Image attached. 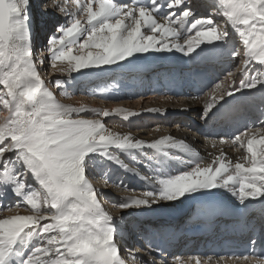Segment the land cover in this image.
<instances>
[{"label":"snow or ice","instance_id":"6c2138e0","mask_svg":"<svg viewBox=\"0 0 264 264\" xmlns=\"http://www.w3.org/2000/svg\"><path fill=\"white\" fill-rule=\"evenodd\" d=\"M30 2L0 0V264H128L117 240L116 218L105 211L86 175L96 157L122 166L144 182L141 196L121 198V209L195 199L196 194L207 195L213 189L226 190L244 208L258 202L264 209V120L230 139L210 141L213 148L231 144L245 154L233 161L221 148L206 165L192 145L171 135L148 142L130 132H113L104 118L116 115L128 120L139 113L72 106L56 99L40 74L43 60L34 58ZM56 7L68 23L49 37L48 53L51 67L62 73L105 71L131 64L149 52L175 50L191 57L204 52V45L226 48L231 34L220 27L216 17H222L243 46V52L233 46L229 55L242 58L208 93L202 118L237 92L264 89V0H210L215 12L199 17L189 0H74L71 11L64 0ZM57 62H67L68 67H58ZM55 83L63 89L62 95H71L64 88L66 82ZM171 150L197 159L186 160ZM137 153L149 161V174L129 168L121 158L135 161ZM171 162L191 166L172 174L164 170ZM104 178L107 182V173ZM118 186L127 189L123 182ZM9 193L18 198L16 203L4 202ZM16 207L30 208L32 214L3 215ZM250 243L249 254H233L229 259L264 264V249L257 254L256 240ZM222 260L195 256L187 261L176 258L174 264ZM140 264L157 262L149 252L148 260L141 258Z\"/></svg>","mask_w":264,"mask_h":264},{"label":"bare ground","instance_id":"6f19581e","mask_svg":"<svg viewBox=\"0 0 264 264\" xmlns=\"http://www.w3.org/2000/svg\"><path fill=\"white\" fill-rule=\"evenodd\" d=\"M32 1H33V5L32 3H30V10L31 8L36 9L38 11L37 14L41 13V11L42 13L45 11L46 14L48 12L51 13V15H47V16L44 13L43 14L44 16L42 15L38 19L40 21L45 19L44 17H46L47 19V21H45L46 23L38 22L36 27L33 25V28L32 25L30 24V31H32V29L34 30L33 31L34 34H31L32 50H33V46H34V51L36 50L35 35L39 33L40 39L38 40L37 44L39 45V53L40 51L42 53L43 49L41 46V42L43 41V44L46 45V49H48L47 42L49 40V37L54 35L49 31L50 24L47 22L57 21L62 16V12L56 10V8L58 7L53 6V2L50 4L51 5L50 7L46 8V6L42 2L43 0H31V2ZM63 1L64 0H61L62 3ZM203 1L204 0H190L191 6L194 7L195 14L198 17L205 16L209 13L207 12V9L205 10V7H203L202 5L204 4ZM205 1L206 4H209L210 2V0H205ZM119 2L127 3L129 2V0H119ZM67 4L68 6L74 5V0H67ZM71 9L72 8H70L69 11ZM211 11L213 13L215 12L214 9H211ZM55 13H57V16H54ZM53 16L55 20H51ZM221 18L222 17H220L219 20V18L216 17L219 23L221 21ZM31 19L32 18H30V20ZM33 19L35 20V18ZM44 23L46 25H44ZM47 24H49L48 25L49 27L47 26ZM228 27L231 29L230 25ZM229 32L231 34V39L228 47L226 48L213 49L211 48V46L204 45L202 46L205 48L204 52L200 53L199 55L193 54L191 57L184 56L182 53L177 52L175 50H173L172 52H149L146 54H142L141 58H139L135 62L131 64L125 63L121 67L112 66L110 69L106 68L105 71L86 70L83 74L71 73V75L73 74L74 76V80L84 83V87L78 89V91L80 95L86 97L88 96L87 97L89 98L88 102H91L89 103V105H85V103H83V101L79 98L72 102L65 101V99L62 101L60 100L63 98L61 97L62 93H59V96L55 94L54 95L56 99L61 103L72 106L85 105L88 108H97L101 110L108 109L110 111L115 108H124L139 113V115L132 116L128 120H124L116 115L104 118V122L106 126L109 129H111L113 132H118L122 134L130 132L134 138L142 139L148 142H151L163 135H171L178 140L182 139L186 143L192 145L199 152V158L203 160V164L205 165L207 163H210L214 155L218 154L221 148L226 153L229 159L235 161L237 157L243 156L245 154L244 149L242 148L238 149L237 146H233L231 144H226L222 146L217 144V147L213 148L210 144V141L212 140L219 141L221 138L230 139L234 137L237 133L244 131L247 127L241 128L242 125L239 126L240 128H238V130L234 134L232 133L233 130L229 132L227 131V129L233 128L234 124L232 123L231 119L234 116H237L246 121H251L257 118L255 109L264 111V103H262V101H264V89H260L258 87L257 89L251 91L245 90V91L237 92L234 96L227 97L224 102H221V104L217 105V107L213 110V112L210 113L208 118H202L204 104L209 99L208 93L211 91V89L214 87L216 83L224 79L225 75H221L220 78H217L213 86H211L208 89V91L201 96H196L191 94L190 89L186 86L182 88L183 94L177 97L169 95L167 92L163 90V88H157V89L153 88L154 84L161 83L162 75L161 76H159V74L155 75V73H157L156 70L157 64H160L164 61L166 62L169 61L173 65L190 66V65H197V62H199L202 58L212 60V58L215 57L218 58L219 61H223L224 64L223 67L220 68H218V66L214 67V71H216L218 74H221L222 70H226L229 67L230 69H233L237 63V60L238 59L241 60L242 57H237L233 59L231 58L229 53L233 46L240 48L241 52H243V46L239 42L238 36L233 31H229ZM197 51L199 52V50ZM45 54L47 55V52ZM48 55L50 54L48 53ZM40 58H41L40 60H43L42 56ZM208 63L210 64L211 62ZM57 64L60 65L59 62H57ZM64 64L68 66L67 62H64ZM42 65L45 66L46 63L43 61ZM127 70H132L135 72L139 71L141 75L138 76L137 73H136L137 75H132V73L134 72L128 73ZM143 70H145V72ZM113 76H115L116 78L121 76V78L119 79H123L122 77L125 76L124 79L127 78L126 80L130 81V83L122 82V84H119L118 86H111L110 82L113 80L112 78ZM151 76L154 78L155 80L154 82L151 81V79H153L151 78ZM134 78H139L138 81L142 82V85L146 88L144 91L139 92L136 89L135 83H133L134 80H132L133 82L131 81V79ZM236 80L238 86L239 74H237ZM72 81L73 80H68V82L70 83ZM93 82L94 83L99 82L98 84L100 85L103 84L104 86L102 85L100 88L95 90L92 87L93 85L90 86ZM106 83L108 84L110 83L108 87H106L107 86ZM74 86L75 85L72 86V91L76 89ZM101 89L104 90L103 93L101 92ZM93 92H95V94H93ZM70 97H72V95ZM100 100L103 101V103L105 102V105H103L104 107L98 104ZM150 108L160 109V111L159 112L146 111L147 109ZM219 113L223 114L221 118L219 117ZM81 115L85 116L86 118H93V114L91 113H82ZM259 126L260 123H258L256 127ZM216 127H221L222 131L219 132L217 135L212 136L209 133V131L210 129H215ZM157 129L159 130L157 131ZM145 151L147 152L148 155H154L153 151L150 149H146ZM171 154L184 155L186 160L197 159L196 157L189 158L185 154L179 153L175 150H171ZM136 155L138 157V160L135 161L123 155L121 158L124 160V163L129 168H135L137 171L141 173L149 174L148 169L146 168V165L149 164V161H147L146 158L143 155H140L139 153H137ZM95 159L97 162L94 163L93 166H89L87 170V173H89L90 170L89 175H92V177L100 175L101 179L103 178L104 182L106 183L104 174L107 173L108 174L107 183H112L113 180H116L117 185H119L120 182H123V184L127 185V189L122 187L121 191L126 190L123 193H119V194L116 193L111 195L109 194L111 193L109 192V190L105 192L107 199H112L110 203L113 204V206L118 207L121 198L128 196H137V197L141 196L143 190H145L144 182L141 179H139L136 175L130 173L129 171L125 170L122 166H118L114 163H110L107 160L100 162L99 157H96ZM152 166L155 167L154 161L152 162ZM190 166L191 165L188 164L171 162L167 164L164 170L166 172H170L174 174ZM112 168L116 169L114 174H111L110 172ZM105 189H108V187H106ZM130 189H136V191H131ZM210 194L221 197L223 199H227L233 206L239 209H244L243 206H240L238 204L235 197H233L230 193H228L224 189H213ZM197 195L200 194H196V196ZM17 199L18 198L12 196L9 193V195L6 197L4 202L5 203L10 202L14 204L16 203ZM192 199L193 198L185 197L180 200H176L171 205L173 206L172 208H169L168 207L169 205L163 206L159 202L154 204L151 208L139 207V210L141 211L138 210L133 212H127L123 214V216H121L123 217V219H120L121 217L117 218L118 216L115 217L116 223L118 221L120 222V224H122L123 222H126L128 220L127 223L131 222V227H130L131 229L133 225L132 223H134V226L138 225L139 220L143 219L145 215L158 216V214L162 213L164 216H171L173 217V221L172 223H169L166 226V228L163 227L159 228L157 223L160 222H156L154 224L155 226L154 230H151L146 226H142L140 229H138L139 231H141L143 239L144 238L151 239L152 242L153 239H155L159 235H162L163 232L167 235L166 240L174 239V241H176L175 243L169 245L168 253L167 251H163L164 253H162L160 256H157V254L156 255L152 254L155 257L157 264H160L161 260L167 261V264H174L176 258H180L181 260L187 261L191 257L200 256L203 259L206 258L207 256H210L208 255L209 248L205 247V243L215 239L216 234L213 233L212 235L205 236L203 238L202 237L196 238L190 235L192 229H187V228L189 226H192L194 223L193 221L195 220L194 218L195 211L193 209H190V203ZM256 203L258 202H255L254 204ZM25 214L26 213H23V215ZM3 215L11 216L8 214H3ZM250 216L252 217L253 219L252 223L254 224L252 233L259 232L261 235L264 236V209L262 208L257 209L254 212H252ZM146 219L147 218H144V220ZM148 223L150 222L144 223V225H147ZM121 230L122 229H119L118 227L117 240L120 243H122L121 239H125L124 241H126L125 235L123 234V232L122 233L120 232ZM186 231L187 234L185 235ZM135 236H137V232H135L134 237ZM202 240H203V244L201 245ZM124 243L128 244L129 246L131 244L130 242H124ZM155 250H157V248H155ZM149 252L151 251L142 244L139 247V252L137 251L136 253H139L138 255L141 258H142L141 255L146 254L143 256L144 258H142L143 260L146 261L148 260ZM136 260L134 261L133 264H136ZM220 264H230V263L220 261ZM235 264H243V262L235 263ZM245 264H255V261H248V263Z\"/></svg>","mask_w":264,"mask_h":264},{"label":"rangeland","instance_id":"374dc122","mask_svg":"<svg viewBox=\"0 0 264 264\" xmlns=\"http://www.w3.org/2000/svg\"><path fill=\"white\" fill-rule=\"evenodd\" d=\"M42 2L46 6V8L47 7H50L51 6L50 4L52 2H53V4H56V2L57 3L59 2V4H63L64 3V1L62 3L61 0H43ZM189 2H190V0H189ZM30 3H32V5H33V1L30 2ZM203 3L204 4H202V5H203V7H205V10L207 9V12H210L211 11V9H210V2H209V4H206V1L204 0ZM190 4H191V2H190ZM67 6H68V4H67ZM68 8L69 9L70 8L73 9L74 8V5H69ZM56 10L59 11V8H56ZM37 12L38 11L36 9H34V8H31V10H30V15H31V18H32L30 20V24H33L35 27L38 24V22L41 23V22L47 21L46 17H44L45 19H43V20H40V21L38 20L40 18V16H42L45 13V11L43 13L41 11V13H39V14H37ZM64 14L65 13H62V16L57 21H55V22L54 21H52V22H49L48 21L47 22V23L50 24V27L48 26L49 24H47V26L49 27V31L51 33L56 34L57 33V29H58V27L60 25H63V24L68 23V17L66 16V14L65 15ZM45 15L46 16L47 15H51V13L48 12L47 14L45 13ZM54 16H57V13H55ZM54 16L52 17L51 20H55L54 19ZM33 18H35V20ZM218 18L220 20V17H218ZM45 23H44V25H46ZM228 26L229 25H227L224 22L223 18H221L220 27H222V28L223 27H227L229 31H232ZM39 27H41V26H39ZM32 34H34V32ZM39 39H40L39 33H37L35 35V43H36L35 44V49L36 50L34 51V46H33V53H34V57L37 58L36 59L37 61H39L41 59L40 57L42 56L43 61L46 63L45 66L42 65V66H39V67H40V74H41V76H43V78H44V80L46 82V86L49 88V90L52 91L55 95L59 96V93H62L63 89L61 87H58L55 82H56V80H60L62 82H66L64 84V88H66L67 91L71 93L72 97H70L71 95H67L66 96V95H62L61 94V97H63V98L62 99L59 98V99L62 100V101L65 99V101H71L72 102V101H74V100H76V99L79 98V99H81L83 101V103H85V105H89V103H91V102H88V99H89V98H87L88 96L87 97L86 96H82V95H80V93L78 91V89L84 87V83L83 82L81 83L80 81L74 80L73 74L71 75L69 73H62V72L58 71L57 68L51 67V61L49 60V57H48L49 56L48 55V49H46V45L43 44V41L41 42V46H42V49L43 50H42V53L40 51L41 54L39 53V45L37 44V42H38ZM235 40H237V39H235ZM47 46H48V42H47ZM44 52L45 53L47 52V55ZM239 62H240V59L237 60V63L235 65V67L239 65ZM58 67L67 68L68 66L63 63V64L58 65ZM41 68H43V69H41ZM229 70H232V69H230V67H229L226 70H222L221 71V74L219 76L226 75ZM124 77H122V78L124 79ZM112 78H113V80L111 82L109 81L111 83V86H118L119 84H122V82L123 83L124 82L130 83V81L126 80L127 78H125L124 80L123 79H119V78H121V76H119L117 78L115 76H113ZM116 79H119V80H116ZM68 80H73V81L70 83V82H68ZM98 83L99 82H95V83L93 82L90 86L93 85L92 86L93 89L96 90V89L100 88L103 85V84L100 85ZM72 84L75 85L74 87L76 88V89H74V91H72V86H73ZM109 84L106 83V85H107L106 87H108ZM98 104L100 106L104 107L103 105H105V102L103 103V101L100 100L98 102ZM93 165L94 164L90 163L89 166H93ZM115 170L116 169H113L112 168L111 171H110L111 174H114L115 173ZM89 173H90V170H89ZM89 173L86 172V175L88 176L90 182L92 183L93 187L97 191L99 201L101 202V204L104 207L105 211H107L110 215L114 216V218L117 217V216H118L117 218H120L121 216H123V214H125L127 212H133V211H138L139 210V207H135V206L133 208H131V209H121L119 206L118 207L113 206V204L110 203L112 201V199H107V196L105 195V192L107 190H109V192H111L109 194L113 195V194H116V193L117 194L123 193L126 190L125 191H121L122 187H120V186L117 185L116 180H113L112 183H107V182L105 183L104 182V179L103 178L101 179V176L100 175H97V176H93L92 177V175H89ZM114 181H115V183H114ZM106 187H108V189H105ZM158 202L161 205H163V206L169 205L168 207L169 208H172L173 206H171V205L173 204L174 201H158ZM139 211H141V210H139ZM23 213H26L25 215L32 214L31 209L30 208H27V207H21V208L20 207L19 208L16 207V208H13L11 211H5L3 214H8V215L21 214V215H23ZM145 216L143 217V219H140L139 220V223L137 225V229H134V228H136L135 226H132V228L130 229L131 222L130 223H127L128 220L126 222H123L122 224H120V222H118V221L116 223L117 226L119 227V229H122L120 232L121 233L123 232V234L125 235V238H126V241H124L125 239H121L122 240L121 241L122 243H120V242H118V243L120 244V247H121V254L123 253L122 255L125 257V259L128 261L129 264H133L134 263V261L132 259V256L133 255H135V257L137 259L136 260V264H140L141 257H139V255H138L139 253H136V252L137 251L139 252L140 245L143 244V246H144V245H146V243H145V241L142 240V238H143L142 235L138 234L137 237L136 236L134 237L135 231L133 232L132 229L138 230V229L141 228V225H144V223H147V222H150L148 224H151V221H149L150 216L149 215H145ZM144 218H147V219L144 220ZM180 218H181V216H180ZM132 224H134V223H132ZM138 238H140V239H138ZM157 238L158 237H156L153 240L155 241ZM124 242H130L131 244L129 246L128 244H126ZM146 248H148V246H146ZM125 250H128L129 252L128 251H125ZM140 255H141V253H140ZM144 255H146V254H144ZM144 255H141L142 258H144L143 257Z\"/></svg>","mask_w":264,"mask_h":264}]
</instances>
